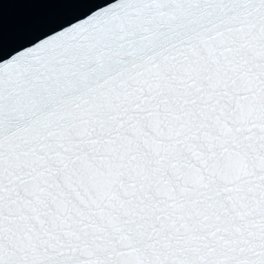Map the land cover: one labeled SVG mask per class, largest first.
Wrapping results in <instances>:
<instances>
[{"label": "snow or ice", "instance_id": "6c2138e0", "mask_svg": "<svg viewBox=\"0 0 264 264\" xmlns=\"http://www.w3.org/2000/svg\"><path fill=\"white\" fill-rule=\"evenodd\" d=\"M0 264H264V0H117L0 63Z\"/></svg>", "mask_w": 264, "mask_h": 264}, {"label": "water", "instance_id": "95a60500", "mask_svg": "<svg viewBox=\"0 0 264 264\" xmlns=\"http://www.w3.org/2000/svg\"><path fill=\"white\" fill-rule=\"evenodd\" d=\"M117 0H0V63Z\"/></svg>", "mask_w": 264, "mask_h": 264}]
</instances>
